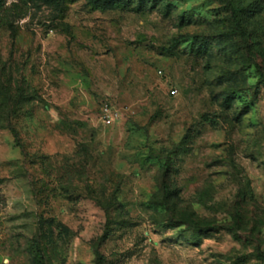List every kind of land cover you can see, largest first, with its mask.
<instances>
[{"label": "rangeland", "instance_id": "obj_1", "mask_svg": "<svg viewBox=\"0 0 264 264\" xmlns=\"http://www.w3.org/2000/svg\"><path fill=\"white\" fill-rule=\"evenodd\" d=\"M26 1L0 26V264H264V0L245 40L219 0Z\"/></svg>", "mask_w": 264, "mask_h": 264}, {"label": "trees", "instance_id": "obj_2", "mask_svg": "<svg viewBox=\"0 0 264 264\" xmlns=\"http://www.w3.org/2000/svg\"><path fill=\"white\" fill-rule=\"evenodd\" d=\"M222 4H224L227 8V10L231 14V20L233 28L231 30V33L229 34H237L239 35L243 40L246 39V27L243 23V16L249 15L253 12H258L263 7L261 0H255L252 3H250L248 6L243 5L242 2L239 0H219ZM27 1L26 0H18L13 1L9 4V0H0V26L5 25L7 19H6V13L8 11H12L14 13L23 14L26 12V6ZM165 175L167 176V171L165 172ZM169 186L167 179L164 181V190L168 193L169 192ZM33 262L34 264H42L41 263V254L35 253L33 256Z\"/></svg>", "mask_w": 264, "mask_h": 264}, {"label": "built area", "instance_id": "obj_3", "mask_svg": "<svg viewBox=\"0 0 264 264\" xmlns=\"http://www.w3.org/2000/svg\"><path fill=\"white\" fill-rule=\"evenodd\" d=\"M178 93V90L172 89L171 94L175 95ZM102 111V117L105 120V122L109 125L113 124L115 119L118 116V112L114 109L112 103L110 101H105L101 107Z\"/></svg>", "mask_w": 264, "mask_h": 264}]
</instances>
